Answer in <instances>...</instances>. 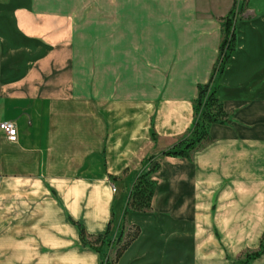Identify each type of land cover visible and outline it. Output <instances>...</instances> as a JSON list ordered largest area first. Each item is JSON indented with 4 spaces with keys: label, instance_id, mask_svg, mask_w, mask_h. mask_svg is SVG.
I'll list each match as a JSON object with an SVG mask.
<instances>
[{
    "label": "crops",
    "instance_id": "crops-1",
    "mask_svg": "<svg viewBox=\"0 0 264 264\" xmlns=\"http://www.w3.org/2000/svg\"><path fill=\"white\" fill-rule=\"evenodd\" d=\"M52 1L73 0H0V122L17 131L0 136V264H101L72 222L113 230L149 155L151 208L126 217L139 235L115 264H264V0H244L235 24L227 122L189 160L159 153L192 126L233 0H115L110 34L108 21L68 34Z\"/></svg>",
    "mask_w": 264,
    "mask_h": 264
},
{
    "label": "trees",
    "instance_id": "trees-1",
    "mask_svg": "<svg viewBox=\"0 0 264 264\" xmlns=\"http://www.w3.org/2000/svg\"><path fill=\"white\" fill-rule=\"evenodd\" d=\"M244 3V0H233L227 14L220 19L221 40L217 57L207 82L196 87L197 96L193 102L192 126L185 137L160 152L161 157L189 160L193 152L211 141L209 127L212 124L227 122V115L217 97V91L223 71L235 51V24L244 12ZM155 158L156 156L149 155L142 161L143 168L136 174L130 185L125 206L113 230L111 222H109L102 234L90 236L85 233L81 224L72 222L77 228L81 245L97 253L101 264H115L138 237L139 228L127 226L126 217L131 213L147 212L151 208L156 185L151 176L159 169V164L154 163ZM260 250L264 251V236L261 240ZM254 255H248L246 259L252 258Z\"/></svg>",
    "mask_w": 264,
    "mask_h": 264
},
{
    "label": "rangeland",
    "instance_id": "rangeland-1",
    "mask_svg": "<svg viewBox=\"0 0 264 264\" xmlns=\"http://www.w3.org/2000/svg\"><path fill=\"white\" fill-rule=\"evenodd\" d=\"M115 0H73V1H52L50 3L54 4H45V9L48 10H56L62 12L66 11L67 13H70V16H66V20L73 19L75 22L71 21H65L62 22L61 25H66L68 31V34L71 33L73 30L71 28L72 24L73 26L77 25L75 27L78 31H99L101 29V25L105 23V21H108V32L111 33V30L115 28V20L114 16L112 18L108 17L106 13V7L110 6L114 3ZM140 2V1H139ZM161 2V1H159ZM164 2H173V1H164ZM178 2V1H177ZM66 13V14H67ZM165 18L162 16V12L157 11L156 12V22L157 25L160 22H165ZM165 25V23H164ZM166 26V25H165ZM165 26L162 28L156 26L154 33L151 34L156 46L159 48L161 46V49L165 47L166 43V30ZM105 29V28H104ZM81 36H78V40L82 41ZM156 57H159V50H156ZM2 134L0 133V136Z\"/></svg>",
    "mask_w": 264,
    "mask_h": 264
},
{
    "label": "built area",
    "instance_id": "built-area-1",
    "mask_svg": "<svg viewBox=\"0 0 264 264\" xmlns=\"http://www.w3.org/2000/svg\"><path fill=\"white\" fill-rule=\"evenodd\" d=\"M0 133H2L9 143H15L17 141V131L15 125L10 121L0 122ZM112 191H115L114 188H112Z\"/></svg>",
    "mask_w": 264,
    "mask_h": 264
}]
</instances>
